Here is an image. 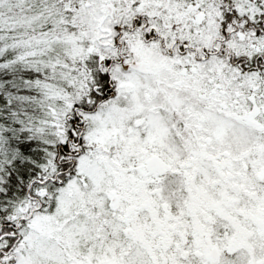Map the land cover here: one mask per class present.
Returning a JSON list of instances; mask_svg holds the SVG:
<instances>
[{
	"label": "snow or ice",
	"instance_id": "snow-or-ice-1",
	"mask_svg": "<svg viewBox=\"0 0 264 264\" xmlns=\"http://www.w3.org/2000/svg\"><path fill=\"white\" fill-rule=\"evenodd\" d=\"M0 264H264V0H0Z\"/></svg>",
	"mask_w": 264,
	"mask_h": 264
}]
</instances>
